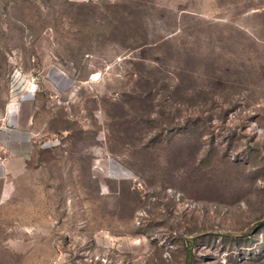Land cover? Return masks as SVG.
Returning <instances> with one entry per match:
<instances>
[{
    "label": "rangeland",
    "instance_id": "obj_1",
    "mask_svg": "<svg viewBox=\"0 0 264 264\" xmlns=\"http://www.w3.org/2000/svg\"><path fill=\"white\" fill-rule=\"evenodd\" d=\"M29 93L0 264H264V0H0Z\"/></svg>",
    "mask_w": 264,
    "mask_h": 264
},
{
    "label": "crops",
    "instance_id": "obj_2",
    "mask_svg": "<svg viewBox=\"0 0 264 264\" xmlns=\"http://www.w3.org/2000/svg\"><path fill=\"white\" fill-rule=\"evenodd\" d=\"M36 110L34 93H29L21 101L13 100L7 106L4 116L8 129L0 127V149L7 148L9 156L3 161L0 160L1 181L7 177V174H15L18 168H22L26 157L32 153L31 127Z\"/></svg>",
    "mask_w": 264,
    "mask_h": 264
},
{
    "label": "built area",
    "instance_id": "obj_3",
    "mask_svg": "<svg viewBox=\"0 0 264 264\" xmlns=\"http://www.w3.org/2000/svg\"><path fill=\"white\" fill-rule=\"evenodd\" d=\"M4 119H5L4 117H3V118H0V122H1V123H0V127L3 126V121H4ZM0 158H1V157H0Z\"/></svg>",
    "mask_w": 264,
    "mask_h": 264
},
{
    "label": "trees",
    "instance_id": "obj_4",
    "mask_svg": "<svg viewBox=\"0 0 264 264\" xmlns=\"http://www.w3.org/2000/svg\"><path fill=\"white\" fill-rule=\"evenodd\" d=\"M191 255V253H189V256ZM188 264V263H187Z\"/></svg>",
    "mask_w": 264,
    "mask_h": 264
}]
</instances>
